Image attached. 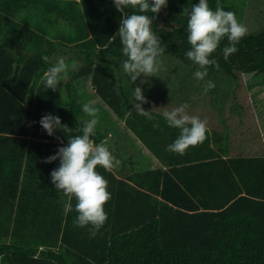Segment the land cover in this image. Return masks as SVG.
<instances>
[{"label": "trees", "instance_id": "trees-1", "mask_svg": "<svg viewBox=\"0 0 264 264\" xmlns=\"http://www.w3.org/2000/svg\"><path fill=\"white\" fill-rule=\"evenodd\" d=\"M198 2L168 0L151 26L166 47L163 56L196 71L185 55L191 45L184 9ZM208 3L213 11L219 4L237 15L221 0ZM122 15L114 0H0L1 264H264V154L231 155L229 134L210 130L201 144L206 149L183 156L167 151L170 144L158 129L147 127L121 79L127 59L117 34ZM225 46L226 37L213 54L220 68L209 67L207 77L264 79V30L242 38L228 61ZM71 48L78 57L66 61L68 79L59 90H47L44 72ZM89 77L97 95L164 165L124 178L97 166L112 198L105 205L108 220L95 238L74 225L76 199L51 182L59 160L44 163L68 138L82 135L87 95L77 83ZM49 113L72 130L61 127L49 136L39 123ZM111 134L102 120L91 139L98 144Z\"/></svg>", "mask_w": 264, "mask_h": 264}, {"label": "clouds", "instance_id": "clouds-1", "mask_svg": "<svg viewBox=\"0 0 264 264\" xmlns=\"http://www.w3.org/2000/svg\"><path fill=\"white\" fill-rule=\"evenodd\" d=\"M114 5L123 14L117 33L123 45L122 53L127 58L122 62L123 71L133 83L140 77L145 78L141 79V83H145L146 78L157 76L162 68L160 58L166 47L161 45L160 37L152 31L151 26L161 10L167 8L168 0H114ZM128 8L134 10L130 15L125 14V9ZM184 11L189 16L187 41L191 45L185 55L198 66L194 73L195 78L204 81L208 76L209 67L215 66L217 70L220 68L213 54L217 52L224 38H227L228 46L222 49L223 59L228 61L230 56L238 51L236 45L249 34L248 28L238 21L234 12L225 11L219 4L213 11L208 0H199L190 11ZM149 12L155 13L156 16L140 14ZM42 60L48 63L49 57L42 56ZM69 71V64L64 58H59L44 72L41 83L47 90L55 92L60 89L61 82L68 79ZM213 88L215 83L208 80L204 91ZM147 103L149 101L142 88L135 87V111L149 121H154V128H159V121L152 115V110L146 111L142 107ZM187 108L188 105L184 104L163 112L167 125L179 129L180 132L166 150L181 156L185 155L190 147L203 144L209 131L207 121L189 115ZM82 111L90 117L79 129L82 135L68 138L67 146L59 147L56 154L47 157L44 163L59 160V166L50 173L51 182L64 196L76 199L75 211L78 216L74 225L87 228L89 237L95 238L108 220L105 205L112 198L108 191V181L96 170L97 166L110 172L121 161L110 149V139L102 140L98 144L91 139L96 135L97 125L100 123L99 109L91 103H85L82 105ZM39 123L49 136H53L61 127L72 130L67 125H62L59 116L50 113L42 116ZM66 210H71V206Z\"/></svg>", "mask_w": 264, "mask_h": 264}, {"label": "rangeland", "instance_id": "rangeland-1", "mask_svg": "<svg viewBox=\"0 0 264 264\" xmlns=\"http://www.w3.org/2000/svg\"><path fill=\"white\" fill-rule=\"evenodd\" d=\"M223 3L233 6L237 11V19L242 22L250 34H257L264 30V0H221ZM162 67H179L185 73L180 72L184 80L176 86L174 95L180 102L185 98L183 91L188 93L190 87H195L200 93L194 95L196 102L187 104L188 108L195 110V114L208 113L218 116V130H225L229 134V149L231 155L264 154V79L255 78L250 74L249 78L239 75L240 80L233 81L231 75L216 73L207 77L204 81L188 78L194 76L189 64L181 59L167 55L161 58ZM183 68H185L183 70ZM176 75V76H177ZM125 78L128 75L124 73ZM178 77V76H177ZM207 80L215 83V88L205 92ZM179 81V78H178ZM180 82V81H179ZM263 82V83H262ZM252 84L253 89L249 87ZM258 89L256 91V89ZM192 107V108H191ZM122 124V122H121ZM119 160V158H118ZM125 171L130 169L124 164ZM122 171L121 162L115 167ZM1 264V262H0Z\"/></svg>", "mask_w": 264, "mask_h": 264}, {"label": "crops", "instance_id": "crops-1", "mask_svg": "<svg viewBox=\"0 0 264 264\" xmlns=\"http://www.w3.org/2000/svg\"><path fill=\"white\" fill-rule=\"evenodd\" d=\"M78 53L77 50H74L73 48L69 49L67 53H64L63 55H59L54 59V64L59 58H64L65 61H68L70 58H77ZM74 67H72L73 70H77L78 64L74 63ZM193 74L195 73V69H193L190 66ZM185 68H183L184 70ZM180 72L185 73V70L182 71V68L179 67H162L161 70L157 73V76L148 77L146 78L145 83H141V79H145L143 77H140L137 79L136 82H132L130 78H125L124 71L121 70V79L123 81L124 88L131 96V102L132 106L134 108V88L139 86L143 90V94L146 97V99L149 101L147 104H143L142 107L144 109H147L149 111L152 110V112L155 114H152L156 120L159 121L160 127L155 128L158 129L159 134L162 136V139L164 142H167L168 144H171V139L175 140L180 132L179 129L169 127L163 118H160L159 116H163V112L168 110L171 111L174 108L180 107L184 104H193V102H196V98L194 97L195 94L200 93L202 89L199 91L195 87H190L188 93L186 94L185 91V98L181 99L180 102L174 95V91L176 90V86L181 83V81L184 80V77H180ZM178 77H177V76ZM247 78H249L250 74H245ZM188 78H191L195 76H188ZM179 78V81H178ZM206 79V78H205ZM208 81V80H207ZM79 87L85 88V95H87V99L85 103H91L93 107H96L99 109L100 113V121L103 120V123H105L110 130L113 132V135L111 134L110 137L112 138L113 142L117 146L119 150L120 156H117V159L121 161V169L122 171L116 170L113 168V171L119 176V177H126L132 172L141 169H159L164 168V165L160 162L159 159H157L152 151L138 138V136L128 127L125 119L119 117L106 103L105 101L96 93V90L92 84V77H89L87 80L82 81L80 83H77ZM256 89V88H255ZM212 90V89H211ZM254 90V89H252ZM258 89H256L257 91ZM192 108V107H191ZM187 112L189 115L198 116L201 120L207 121V128L210 130V132H225V130L220 131L218 130V116H212L208 113L203 114H195V110L193 112L190 108H187ZM144 121L147 122V127H153L154 121H149L144 116ZM90 119V117L87 116L86 120ZM111 121V123H110ZM122 122V124H121ZM115 128V129H113ZM154 128V127H153ZM177 134V135H176ZM202 147L206 149V147L202 146L201 144L196 147H190L193 151H201ZM124 164H128L130 166V169L128 171H125ZM1 262V260H0Z\"/></svg>", "mask_w": 264, "mask_h": 264}, {"label": "water", "instance_id": "water-1", "mask_svg": "<svg viewBox=\"0 0 264 264\" xmlns=\"http://www.w3.org/2000/svg\"><path fill=\"white\" fill-rule=\"evenodd\" d=\"M18 70H19V67L16 68L15 75H14V80L18 76ZM109 139H110L109 144H110L111 150H113L114 154H119V150H118L117 146L115 145V143L113 142V140H112V138L110 136L107 138V140H109Z\"/></svg>", "mask_w": 264, "mask_h": 264}]
</instances>
